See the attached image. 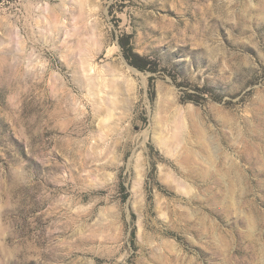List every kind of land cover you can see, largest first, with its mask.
Segmentation results:
<instances>
[{
    "label": "rangeland",
    "instance_id": "374dc122",
    "mask_svg": "<svg viewBox=\"0 0 264 264\" xmlns=\"http://www.w3.org/2000/svg\"><path fill=\"white\" fill-rule=\"evenodd\" d=\"M0 264H264V0H0Z\"/></svg>",
    "mask_w": 264,
    "mask_h": 264
}]
</instances>
